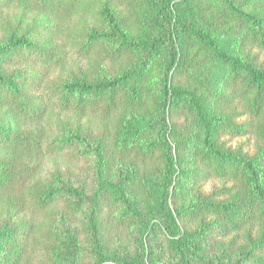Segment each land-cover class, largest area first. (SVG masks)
Wrapping results in <instances>:
<instances>
[{"label":"trees","instance_id":"trees-1","mask_svg":"<svg viewBox=\"0 0 264 264\" xmlns=\"http://www.w3.org/2000/svg\"><path fill=\"white\" fill-rule=\"evenodd\" d=\"M12 1L42 18L0 36V264H149L157 232L152 264H264V0ZM95 56L125 65L50 75Z\"/></svg>","mask_w":264,"mask_h":264},{"label":"rangeland","instance_id":"rangeland-1","mask_svg":"<svg viewBox=\"0 0 264 264\" xmlns=\"http://www.w3.org/2000/svg\"><path fill=\"white\" fill-rule=\"evenodd\" d=\"M110 1V0H109ZM114 7L121 9L122 6L118 0H111ZM123 10V9H121ZM42 18L40 14L36 12V10L29 5L27 2L21 1H12L7 6H4L0 9V36L3 38H7L11 34H22L29 25L32 24V21H39ZM80 19V16H71L72 24H76ZM53 21L56 18L52 19ZM66 22V21H63ZM263 56H260L262 59ZM97 63L100 64L102 70L107 71L109 75H114L117 71L124 67V63H120V60L116 61H102L97 56L93 59L84 60V59H73L68 58L64 63H62L59 67L54 69V71L50 74L51 76H67L78 74L79 72H84L86 70L91 69L93 66L97 67ZM104 118V119H103ZM108 122V119L101 116L100 114H93L86 116L79 120L81 126L89 131L95 132L98 131L99 125L101 122ZM175 125H181L183 121H186L181 114H178L173 118ZM227 143L229 145L242 144L245 150L250 151L252 149L253 138L249 135L241 136V137H231L228 136ZM40 169L43 172H51L54 169H58L61 172L63 171H75L76 166L73 164H69L68 162L63 161L59 157H53L50 159H45ZM213 185H218V182L215 180H210L203 187L202 190L205 192L210 191ZM18 192L11 193L12 195L17 194ZM2 213H0V219L2 218ZM157 232V236H150L146 239L145 245L147 248V262L152 264L154 261L164 262V260L168 257L169 252L165 247L163 242V237ZM123 231L112 227L109 229V241L111 242L114 237L118 238V243H123ZM214 251H217L215 248ZM168 257L167 259H169ZM77 264H88L87 260H80Z\"/></svg>","mask_w":264,"mask_h":264}]
</instances>
